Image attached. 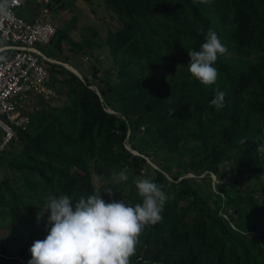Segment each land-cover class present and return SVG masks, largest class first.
<instances>
[{"label":"trees","instance_id":"obj_1","mask_svg":"<svg viewBox=\"0 0 264 264\" xmlns=\"http://www.w3.org/2000/svg\"><path fill=\"white\" fill-rule=\"evenodd\" d=\"M102 1L120 21L105 37L114 81L93 84L84 73L49 62L50 84L65 100L51 105V98L39 97L27 129L0 152L19 181H0V219L6 220L0 264H28L29 249L48 234L49 213L36 219L47 197L89 195L95 175L106 180L101 191H115L101 193L106 202L142 203L139 176L168 195L163 219L145 226L130 264H264V154L256 151L264 143V0ZM67 5L48 3L50 9ZM55 26L50 45L58 51L64 42L83 56L96 47V29L80 41L71 37L76 17ZM209 30L227 52L213 65L216 84L206 86L190 73L188 51H199ZM54 53L47 51L58 60ZM217 89L226 93L220 110L210 103ZM180 159L188 167L174 171ZM227 162L232 179L224 176ZM124 170L127 181L112 180L113 171ZM241 178L252 188L237 189L234 180Z\"/></svg>","mask_w":264,"mask_h":264},{"label":"clouds","instance_id":"obj_2","mask_svg":"<svg viewBox=\"0 0 264 264\" xmlns=\"http://www.w3.org/2000/svg\"><path fill=\"white\" fill-rule=\"evenodd\" d=\"M194 2L207 5L212 0ZM10 5L11 0H0V18L10 17ZM226 52L218 35L209 30L200 50L188 51L190 73L203 85H215L218 71L213 65L218 55ZM225 96L224 91L217 89L211 105L217 110L223 109ZM256 151L264 154V143H258ZM111 178L117 183L128 180L124 171H113ZM90 183L93 191L86 196L74 198L64 193L47 197L45 210L39 211L36 219L39 222L44 213H49L45 225L48 234L31 246L28 264H130L145 226L155 225L163 219L161 213L168 195L163 185L149 178L136 179L135 186L142 203L134 206L124 198L111 202L102 199L101 193H107L109 197L115 193L112 187L100 190L106 183L103 176H93Z\"/></svg>","mask_w":264,"mask_h":264},{"label":"built area","instance_id":"obj_3","mask_svg":"<svg viewBox=\"0 0 264 264\" xmlns=\"http://www.w3.org/2000/svg\"><path fill=\"white\" fill-rule=\"evenodd\" d=\"M27 0H11L10 17L0 18V152L26 130L37 110L36 98L57 96L50 84L48 63L54 60L38 45H50L56 32L51 0H36L38 13L33 19L18 14ZM36 6V5H35Z\"/></svg>","mask_w":264,"mask_h":264},{"label":"rangeland","instance_id":"obj_4","mask_svg":"<svg viewBox=\"0 0 264 264\" xmlns=\"http://www.w3.org/2000/svg\"><path fill=\"white\" fill-rule=\"evenodd\" d=\"M68 5L67 6H60V8L51 9V15L55 16V24L56 25H65L67 21L72 18L76 17V26L73 30L70 31V35L72 38H74L77 41L82 40V38L89 34V29L93 28L96 29L98 32L97 38L94 40L96 41V47L89 51V54L83 56L80 53H74L70 50L69 45L64 42L62 44V50L58 51L56 48L51 47L52 45H38V48H40L44 53L47 54V51L49 49H54L55 57L58 58V63L63 65L65 68L71 69L73 71H76L73 69L71 65L74 67L79 68V74L80 77H82L83 73L88 76V79L94 84L98 83V79L101 78L104 80H110L114 81V71L112 72L110 69L112 68L111 65V58L109 56L107 45L105 44V37L108 30H113L120 26V21L116 19L115 17L111 16V12L109 9L106 8L104 2L102 0H64ZM36 5V6H35ZM39 3H36V0H27L21 7L18 8V14L26 19H33L34 16L37 15L39 8ZM56 6V5H54ZM68 61V62H67ZM64 63H67L69 65H64ZM96 69L97 71V78L95 79L92 74L93 71ZM82 70V71H81ZM110 71V73H108ZM82 74V75H81ZM103 86V85H102ZM105 86V85H104ZM94 87V86H92ZM106 87V86H105ZM56 93V92H55ZM57 96H53V98L50 99L51 105H61L62 102L65 100V95H61L59 93H56ZM38 99L36 98V102L34 106H37L36 109H38ZM115 104L109 105L105 104V107L108 111L112 112ZM126 147L130 148L129 143L126 142ZM148 162L152 163L149 159ZM187 161L180 159L177 160L174 164V171L178 170L183 167L187 166ZM154 166V164L152 163ZM179 165V166H177ZM181 168V169H182ZM232 164L231 162H227L224 165V176L228 179H232ZM126 175L128 176V173L126 170H124ZM185 176H194L192 172H189L185 174ZM168 179L172 181V178L168 176ZM219 176L216 174L212 178V187L214 188V185L217 183V180ZM137 178H144L143 176H139ZM136 178V179H137ZM8 181L12 186H18L19 181L16 173L10 169L9 166H7L5 163L0 162V181ZM236 183V188L239 190H246L251 189L253 182L250 179L247 178H241L238 180H234ZM196 183H199L201 185L202 189L206 192L209 191V185L208 182L202 181L200 177L196 179ZM6 220L0 219V239L4 238L6 234ZM4 240V239H2ZM9 246V251H11L12 254H17V248L12 245Z\"/></svg>","mask_w":264,"mask_h":264},{"label":"crops","instance_id":"obj_5","mask_svg":"<svg viewBox=\"0 0 264 264\" xmlns=\"http://www.w3.org/2000/svg\"><path fill=\"white\" fill-rule=\"evenodd\" d=\"M34 17H35V16H34ZM34 17H33V18H34ZM31 19H32V18H31ZM71 66H72V67H73V69H74V70H76V72L79 74V71H78V70H79V68H77V67H74L73 65H71ZM79 75H80V74H79Z\"/></svg>","mask_w":264,"mask_h":264},{"label":"water","instance_id":"obj_6","mask_svg":"<svg viewBox=\"0 0 264 264\" xmlns=\"http://www.w3.org/2000/svg\"><path fill=\"white\" fill-rule=\"evenodd\" d=\"M71 70V69H70ZM71 71H73V70H71ZM74 73H76L79 77H80V75L76 72V71H73ZM137 153V152H136Z\"/></svg>","mask_w":264,"mask_h":264}]
</instances>
